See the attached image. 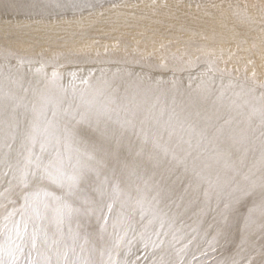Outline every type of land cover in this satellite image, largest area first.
Here are the masks:
<instances>
[{
	"label": "bare ground",
	"instance_id": "6f19581e",
	"mask_svg": "<svg viewBox=\"0 0 264 264\" xmlns=\"http://www.w3.org/2000/svg\"><path fill=\"white\" fill-rule=\"evenodd\" d=\"M112 1L116 3L100 8ZM194 3L195 0H0V43L8 46L0 50V119L19 104L16 114L21 118V127H25V117L32 116L34 91H44L51 81V76L44 80L42 74L52 73L58 63L63 65V74L53 96L61 110L81 106L84 112L83 93L84 100L92 102L93 111L104 105L119 111V117L116 111L110 113L111 120L101 115L98 126L95 118L92 123L71 122L78 134L74 147L80 150L79 154L73 153V163L78 155L85 166V177L76 195L69 198L79 212L65 221L63 230L69 244V229L79 234L77 253L85 239L89 249L99 248L101 237L113 239V222L120 217L117 231L124 236V242L118 259L122 262L259 264L262 259L264 233L259 229L262 208L258 196L244 197L236 205V220L230 218L226 234L217 237L216 243L210 242L217 226L222 225L218 213L224 204L240 194L237 189L250 187L253 180L259 183L262 175L264 87L234 74L212 73L201 65L194 68L190 62H172L162 72L150 70L147 65L153 62L139 55L149 53L143 46L151 37L165 40L163 34L168 31L188 34L189 27H203L201 17H213V27L203 28L209 40L215 34L223 38L217 28L220 23H232L224 10H218L221 6H214L219 12L212 15L198 12ZM240 28L244 26L236 22L231 30L238 32ZM114 33L123 37L122 44L115 48H127L126 56L119 57L116 52L94 55L91 50ZM60 42L90 51L66 52L57 63L50 55L59 46L51 43ZM70 72H76L75 80ZM84 79L87 84L81 82ZM59 120L61 125L66 122L63 116ZM7 171L0 163V204L11 211L23 199L15 181L12 190L6 191L11 180V174L4 175ZM116 185L120 195L107 230L101 232L98 213L86 210L111 202ZM41 187L58 196L66 191L48 183ZM97 189L105 195L101 197ZM250 208H255L254 223L245 231L244 219ZM6 214L0 207V228ZM15 219L19 221L20 217ZM44 224L50 234L55 231L51 216ZM157 232L161 233L159 239ZM4 242V236H0V244ZM23 251V255L18 254L19 264H28L26 243ZM92 258L100 259L96 253Z\"/></svg>",
	"mask_w": 264,
	"mask_h": 264
},
{
	"label": "snow or ice",
	"instance_id": "6c2138e0",
	"mask_svg": "<svg viewBox=\"0 0 264 264\" xmlns=\"http://www.w3.org/2000/svg\"><path fill=\"white\" fill-rule=\"evenodd\" d=\"M37 71H42V68ZM69 75L75 80L76 72H70ZM59 79L60 73L54 68L51 81L46 85L45 90L34 91L36 99L30 107L32 116L31 119L25 117L27 120L25 127H21V118L16 114L19 104L12 108L6 118L0 119V163L8 169L4 175L11 174V180L8 181L9 188L6 191L12 190V182L15 181V186L21 189L20 195L23 199V203L19 207L14 206L11 211L0 204L7 213L3 217L5 223L0 228V236L5 238V242L0 244V264H19L18 254H24L25 243L29 246L28 264H129L128 261L122 262L118 259L119 249L124 242V236L117 231L121 223L120 217L113 222V239L105 240L101 237L102 243L99 248L96 246L86 248L87 239H85L83 244H79V253H77L80 236L71 229H69L71 244L67 243L63 225L74 213L79 212V209L69 203V198L76 195L85 177V166L80 163L78 155L76 163H73V153L79 154L80 151L79 148L74 147L78 141L75 125L92 123L95 118L98 126L101 115L111 120L110 113L116 111L119 117V111L110 109L107 105L93 111L92 102L84 100L83 93H81V105L85 108L84 112L80 111L81 106L71 110H61L60 102L54 101L53 96V90L59 86L57 84ZM81 82L87 84L88 80L84 79ZM24 91L27 92L28 89ZM23 106L28 109V105ZM61 116L66 119L63 125L59 120ZM72 121H75V125L71 124ZM126 123L131 124V121ZM88 158L93 159L91 156ZM262 159H264V145H262ZM261 172L259 183L253 180L250 187L237 189L240 194L225 203L223 209L219 211L222 225L217 226L216 236L213 237L210 245L216 243L217 237L226 234L231 226L230 218L236 220L238 212L236 205L240 204L244 197H259L262 208V222L259 224V229L264 233V166ZM45 183L66 189L65 194L58 196L55 192L47 191L41 187ZM97 191L101 197L105 195L103 190L97 189ZM119 195V186L116 185L111 194V202L86 210L98 213V219L102 221L101 232L107 230L108 221ZM207 195L208 193L205 192L206 197ZM0 196L3 194L0 193ZM10 203L15 205L17 202L10 201ZM254 211L255 208H250L248 216L244 219L245 231L254 223L252 219ZM16 216L20 217L19 221L15 219ZM50 216L55 222V231L51 234L50 228L44 224ZM29 227H31L30 232ZM155 235L159 239L161 233L157 232ZM131 243L132 241L129 240L128 245L130 246ZM160 243L162 244L163 240ZM33 252L35 256L32 255ZM93 253L98 254L100 259H93ZM105 254H107L106 260L103 259ZM132 264L135 262L133 261ZM177 264H184V261L179 260ZM249 264L252 262L250 261ZM259 264H264V253Z\"/></svg>",
	"mask_w": 264,
	"mask_h": 264
},
{
	"label": "rangeland",
	"instance_id": "374dc122",
	"mask_svg": "<svg viewBox=\"0 0 264 264\" xmlns=\"http://www.w3.org/2000/svg\"><path fill=\"white\" fill-rule=\"evenodd\" d=\"M115 3L116 1L106 2L100 8L112 6ZM217 5L221 6V9L218 10H224L223 12L229 16L228 19L232 23H220L217 30L214 29L218 33H223V38L215 34V37L209 40L203 28L212 26L213 17H201L200 21L203 22V27H189L188 34L168 31L163 34L165 40L151 37L149 44L143 46L149 53H140V57L148 59L147 62H153L147 65V68L154 71L162 72L164 71L163 67L172 62L184 65L190 62L194 68L201 65L212 73L234 74L244 81L264 87V0H195L194 8L200 13L208 12V14L214 15L219 12L213 8ZM236 22L241 23L244 28L233 32L231 29L235 28ZM210 29L213 30V28ZM108 37L111 38L110 41L107 39L91 50L95 52L94 55L101 57L116 52L119 57L124 58L127 48L125 50L115 48L122 44L123 37L115 33L109 34ZM55 44L60 48L53 49L54 52L50 55V59L55 58L57 63L66 52L82 54L90 51L89 48H84V51L77 50L66 42L51 43V45ZM6 45V43H0V50L8 47ZM181 47L184 49L182 50ZM157 51L160 53H156ZM188 51L193 53L188 54ZM62 67L63 65L58 63L53 66L51 71L55 68L62 75ZM51 74L43 73L44 80L50 79Z\"/></svg>",
	"mask_w": 264,
	"mask_h": 264
}]
</instances>
